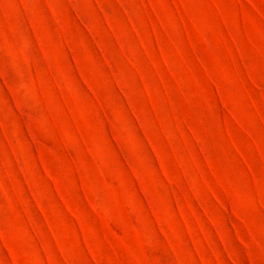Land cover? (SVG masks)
I'll return each mask as SVG.
<instances>
[{"label": "rangeland", "instance_id": "1", "mask_svg": "<svg viewBox=\"0 0 264 264\" xmlns=\"http://www.w3.org/2000/svg\"><path fill=\"white\" fill-rule=\"evenodd\" d=\"M0 264H264V0H0Z\"/></svg>", "mask_w": 264, "mask_h": 264}]
</instances>
